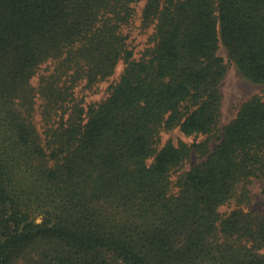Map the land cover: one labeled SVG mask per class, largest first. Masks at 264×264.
<instances>
[{
  "label": "trees",
  "instance_id": "obj_1",
  "mask_svg": "<svg viewBox=\"0 0 264 264\" xmlns=\"http://www.w3.org/2000/svg\"><path fill=\"white\" fill-rule=\"evenodd\" d=\"M135 1L0 0V264H264V212L242 206L264 179V90L189 169V145L159 146L216 131L220 42L264 83V0H144L139 58ZM121 59L105 98H75Z\"/></svg>",
  "mask_w": 264,
  "mask_h": 264
},
{
  "label": "rangeland",
  "instance_id": "obj_2",
  "mask_svg": "<svg viewBox=\"0 0 264 264\" xmlns=\"http://www.w3.org/2000/svg\"><path fill=\"white\" fill-rule=\"evenodd\" d=\"M135 10L130 21L123 25L122 31L127 35L128 47L133 50L134 58H139L143 51L152 45V25H144L141 18V11L144 0L132 2ZM218 54L223 57L227 64V71L220 84L221 105L217 129L211 134H190L182 133L178 128L160 133L161 146L167 140L174 144H187L191 151L185 160L182 170H187L191 166L205 159L208 153L218 144L222 136L223 127L230 122L236 115L241 103L251 96L261 93L264 90V83L254 81L242 73L238 65L231 59L228 49L220 42ZM46 65L44 64L43 67ZM125 63L123 59L119 60L113 73L106 78L99 80L90 86L86 82L80 81L74 88V96L80 100L83 105L98 102L106 97L109 86L116 82ZM39 76L33 78L37 84ZM36 120L41 123L40 116L37 114ZM205 142V148H196L193 144ZM179 172V171H178ZM177 172V174H178ZM176 179V173L173 174ZM250 201L248 204H242L245 209L255 212H264V179H254L248 185ZM235 206V200L220 207L221 211H228ZM39 220V219H38Z\"/></svg>",
  "mask_w": 264,
  "mask_h": 264
}]
</instances>
